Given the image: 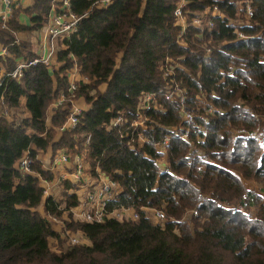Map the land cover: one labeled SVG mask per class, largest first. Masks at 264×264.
Listing matches in <instances>:
<instances>
[{
  "label": "trees",
  "instance_id": "16d2710c",
  "mask_svg": "<svg viewBox=\"0 0 264 264\" xmlns=\"http://www.w3.org/2000/svg\"><path fill=\"white\" fill-rule=\"evenodd\" d=\"M95 1L71 0L83 19L58 40V68L37 64L0 87L15 111L12 122L0 119V264H264V146L243 135L264 137V0H253L250 20L237 16L235 0H186L190 21L215 6L223 16L211 18L212 29L205 19L183 34L181 0H114L91 10ZM52 2L17 8L0 29V46L10 51L0 79L18 60L38 57L17 35L40 32ZM166 67L185 91L192 123L165 97ZM75 70L81 80L71 91ZM143 94L154 95L149 110L140 108ZM78 100L87 108L77 127L61 131ZM141 118L145 126H134ZM58 151L81 155L88 175L121 185L103 222L73 220L79 201L69 191L79 184L65 181L62 199L45 198L42 182L56 175L37 158ZM27 153L34 162L22 175L16 164ZM121 209L138 220L110 216ZM146 209L162 211L164 226ZM77 233L90 244L65 248Z\"/></svg>",
  "mask_w": 264,
  "mask_h": 264
},
{
  "label": "built area",
  "instance_id": "2783aa9c",
  "mask_svg": "<svg viewBox=\"0 0 264 264\" xmlns=\"http://www.w3.org/2000/svg\"><path fill=\"white\" fill-rule=\"evenodd\" d=\"M114 0H96L91 10L94 8L101 9L110 5ZM34 0H0V29L7 30L8 24L14 15L17 8L28 7L32 5ZM236 7L238 10L237 16L239 18H245L250 20L254 16V8L252 5L253 0H235ZM186 0H181L175 10V17L177 23L181 26L182 33H185L189 26L193 25L196 27H202L205 19H208L209 28L214 27V23L211 18L215 16H223L220 14L218 7H214L213 10H208L196 14V16L190 21L189 15L190 11L187 9ZM83 17L77 16L71 5V0H53L52 11L48 22L45 24L44 28L38 32L40 34L41 41V54L36 58H23L17 61L15 69L10 73H4L1 75L0 87L8 84L10 80L19 81L26 69L37 64H44L46 66H53L55 63V57L58 50V40L64 36H69L77 32L79 23ZM230 24L239 26L240 21L235 22V20L230 21ZM239 38L243 40L253 39L255 37H248L243 33H238ZM264 40V36H263ZM20 40L17 35L16 43ZM10 56V51L8 48L0 46V60L8 58ZM75 74L77 70L74 71ZM173 69L171 67H166L165 78H169L171 84L165 90V97L169 101H178L180 106V113L182 119L187 123H192L194 121V115L192 112L186 109V95L185 91L178 85L173 86ZM73 73L71 74V77ZM71 91L77 90V85L75 81L71 82ZM64 97H61L57 103L54 104V108L62 104ZM154 101L153 94H143L141 98L140 108L141 110H149ZM85 109L78 105H74L68 118L66 124L61 129L73 130L77 127L79 123V117L82 115ZM15 111L6 105L3 98L0 99V119L6 118L10 122L13 121V114ZM124 121L123 117H119L114 120L111 127H115ZM144 119L136 121L134 126H145ZM249 137L255 138L260 141V144L264 146V137L260 136L257 132L245 133ZM188 137V133L183 135V139ZM89 141V140H88ZM140 142H145L144 138L140 137ZM167 142H165L166 144ZM49 162L44 168L56 175L53 182H42V187L44 188L45 198L52 196L51 192L56 186H62L65 181H71L73 183L79 182H89L90 185L87 186L86 195L80 200L79 205L76 208L74 216L72 218L75 222H86V223H100L104 220L105 207L108 202L114 201L122 192V187L120 184L109 180L108 178L100 175L97 178H93L85 172L86 163L81 155H76L71 157V155L66 151H58L55 154L49 152ZM44 153L38 155V160L42 161ZM34 159L27 153L17 164L16 169L21 172L22 175L31 174V166ZM73 163V172H68L66 167L68 164ZM63 188V186H62ZM149 212L152 222L164 226L166 221L165 215L162 211L154 209H146ZM118 220H138V215L135 211L130 209H121L110 215ZM52 222L56 225L57 230H62L63 223L60 219L55 217H50ZM68 245H79L84 244L76 235H71L68 239Z\"/></svg>",
  "mask_w": 264,
  "mask_h": 264
},
{
  "label": "crops",
  "instance_id": "0c3cea01",
  "mask_svg": "<svg viewBox=\"0 0 264 264\" xmlns=\"http://www.w3.org/2000/svg\"><path fill=\"white\" fill-rule=\"evenodd\" d=\"M25 23V21H24ZM38 39V41L40 42L39 43V47L38 48H35L34 47V43L36 42V38ZM18 38L20 41H24V42H28L29 44H31L32 48H33V51L37 54V56H40L41 54V41H40V34L38 32H33L32 34H18ZM38 43V42H36ZM77 105V103H76ZM79 106V105H78ZM81 108L85 109L83 106H80ZM49 155L50 154H45L44 157H47L46 158V161L43 159L42 162L44 163V165H48V162H49ZM66 170L68 172H73L74 170V165L73 163H70L68 164V166L66 167ZM74 184H79L78 188L77 189H71L69 191V194L70 195H76L77 198H78V201L80 202V200L86 195V192H87V186L90 185L89 182H79V183H74ZM62 192H63V189H62V186H56L55 189L52 190L51 192V195L53 197H55L56 199H59L61 198L62 199ZM66 207V204L63 203L61 205V208L64 209ZM76 208H73L71 211H72V215L74 216L75 214V211H76ZM41 212L43 213L42 209H41ZM64 217H66V214H64ZM57 231H60V230H57ZM78 234V233H77ZM52 245H55L56 241L53 239L51 240L50 242ZM87 245L90 244V241L88 240V243H86ZM68 244H64V247L66 248Z\"/></svg>",
  "mask_w": 264,
  "mask_h": 264
},
{
  "label": "rangeland",
  "instance_id": "374dc122",
  "mask_svg": "<svg viewBox=\"0 0 264 264\" xmlns=\"http://www.w3.org/2000/svg\"><path fill=\"white\" fill-rule=\"evenodd\" d=\"M36 39V42H38V43H34V47L35 48H38L39 47V41H38V39H37V37L35 38ZM55 66L58 68L59 67V65H58V63H56L55 62ZM81 80V77L80 76H78L77 74H75L74 72H73V76L71 77V82L72 81H75L76 82V84L79 82ZM77 105H79V106H83L84 108H87V105L85 104V102L83 101V100H78L77 102ZM46 158L47 157H44L43 156V159L46 161ZM247 186L249 187V188H251V189H257V187L253 184V183H250V182H248L247 183ZM74 235H76L84 244H86V243H88V238L87 237H85L82 233H78V234H74Z\"/></svg>",
  "mask_w": 264,
  "mask_h": 264
}]
</instances>
